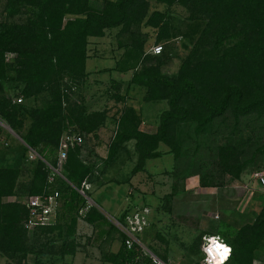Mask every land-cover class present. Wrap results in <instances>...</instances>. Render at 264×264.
I'll return each mask as SVG.
<instances>
[{
	"label": "rangeland",
	"instance_id": "obj_1",
	"mask_svg": "<svg viewBox=\"0 0 264 264\" xmlns=\"http://www.w3.org/2000/svg\"><path fill=\"white\" fill-rule=\"evenodd\" d=\"M106 1L81 0V3L101 10L105 8ZM81 3L70 6L71 10L77 13ZM30 6L26 2L14 7L7 0H0V30L17 33L22 25H41L36 16L39 6H33L34 12H31ZM73 16L75 14H67L63 22ZM206 20L188 0H142L136 5L130 21L125 23L129 25L120 23L106 28L104 37H90L88 41V55L105 56L89 57L86 62L88 69L113 65V59L110 61L108 56L114 55H119L117 63L132 69L125 72L120 82L104 73L89 77L87 72L82 75L63 72L61 80L57 81L61 107L48 116L52 121H60L63 126L58 142L65 132L81 131V161L94 168L87 170L85 176L90 181L86 194L89 202L100 208L119 231L114 222L120 217L118 207L127 209L126 212L147 209L144 210L146 221L137 231L134 241L141 264H147L152 254L167 264H201L204 234L216 233L229 241L241 227L256 223L262 217L264 186L259 185L251 173L255 169L264 171V111L238 117L227 111L201 129L196 120L182 122L175 132V154L169 146L160 142L158 150L161 154L146 159L142 170H132L137 160L136 152H132L136 141L133 137L120 144L114 161L108 163L105 160L121 128L122 122L118 118L124 114L133 118L138 116L134 104L147 101L143 98L145 86L136 84L133 86L139 89L130 88L134 72L138 74L152 67L163 75L175 77L185 59L196 61L204 57H218V53L235 44L237 38L232 37L226 39L220 49L215 47L214 31L208 29ZM158 43L162 49L154 53L153 47ZM28 44L33 48L35 40ZM18 45L14 43L11 45L14 49L7 48L4 52L6 71L5 77L0 79V100L9 98L11 103L27 108L42 107L48 98L46 88L23 97L21 102L14 101L26 80L29 82L25 64L19 61L24 57L17 51ZM211 48L213 51L206 53ZM20 114L23 116L21 123H14L18 132L11 127V121L1 119L0 165L18 169L14 191L4 196V200L22 201L31 193L36 175L39 176L36 179L39 185L52 162L38 152L43 143L35 149L22 139L21 135L30 127L31 117L27 111L20 110ZM96 114L103 119L95 128L89 118L96 117ZM84 122L91 127H81ZM21 142L27 145L26 150H22ZM75 146L79 145L75 144L73 148ZM131 176L132 183H129L126 192L125 185ZM108 182L115 194L105 191L103 199L93 195L97 188ZM83 218L78 215L74 233L78 245L76 256L67 257L71 259L70 264H101L100 252L109 248L116 250L121 244V236L124 239V233L121 231L123 235H120L117 229H113L110 235L98 237L97 228H92ZM105 229L111 230L109 227ZM67 231L64 227L61 235L55 233L49 238L38 229L26 228L30 252L22 258L20 251L0 249V264H62L52 261V258L60 251ZM43 243L47 245L42 250ZM252 260L257 264L264 263V239L259 241Z\"/></svg>",
	"mask_w": 264,
	"mask_h": 264
},
{
	"label": "trees",
	"instance_id": "obj_2",
	"mask_svg": "<svg viewBox=\"0 0 264 264\" xmlns=\"http://www.w3.org/2000/svg\"><path fill=\"white\" fill-rule=\"evenodd\" d=\"M140 1L142 0H108L105 8L99 10L86 6L81 0H7V3L14 7H17L18 3L27 2L32 7L31 12H34L33 6H39L36 16L41 25H22L21 31L17 33L0 30V79L5 77L6 71L4 52L7 48L14 49L12 44H20L16 48L24 58L19 61L25 64L24 70L29 82L26 80L19 94L23 98L46 88L48 98L39 108H27L19 103H11L9 98H2L0 118L11 121V127L18 132L14 123H21L23 116L19 115V111H27L31 117L30 127L25 134L20 135L32 148L36 149L43 143L38 152L46 160H51V163L56 159L57 139L63 130L60 121H52L48 116L56 113L61 107V92L57 81L61 80L63 72L72 75L86 73L85 60L89 37L104 35L106 28L120 23L129 25L125 23L130 21ZM188 1L207 19L208 29L214 31L215 47L220 49L225 40L232 37L237 38L235 44L218 53V57H204L196 61L185 59L175 77L163 75L152 67H147L138 74L134 72L131 82L146 87L143 98L165 100L167 107L160 113L158 125L153 132L139 128L140 119L137 115L134 118L127 114L120 116L118 121L124 125L120 123V131L117 139L110 145L109 153L105 157L106 162L114 161L120 144L133 137L136 140L134 150L137 160L132 170H142L146 159L161 154L158 150L160 142L169 146V150L175 154V132L182 122L196 120L198 128L201 129L227 111L234 117L264 111V0ZM77 3L81 4L75 13L70 6ZM67 14L75 16L68 17L63 22ZM29 34L31 37H28ZM31 40H35L33 48L28 44ZM212 51L211 48L210 52L206 53ZM21 106L22 109H19ZM102 119H99L97 114L96 117L89 118L95 128L101 124ZM91 125L88 126L87 122H84L80 126L87 128ZM45 139L47 141H44ZM27 145L21 142L22 150H26ZM81 160L80 145L70 147L62 167L63 177H56L51 184V187L59 191L60 203L55 221L35 228L49 235V238L55 233L61 235L64 227L68 230L60 251L52 261L73 255L76 251L74 233L77 217L80 215V208L87 203V198L78 189L82 188V181L90 182L85 178L86 171L94 169ZM48 172L47 169L39 185L36 183L39 176L36 175L31 193L42 192L49 186ZM17 175L18 169L14 166L0 165V249L20 251L21 257L24 258L31 249L26 241L24 226L27 210L21 201L3 199L13 193ZM85 193H88V189ZM261 213L262 217L256 223L241 227L229 241L223 237L232 248L227 264H253L254 250L259 241L264 239V205ZM124 214L118 219L122 220ZM82 217L97 228L98 237H103L105 233L110 235L113 229L118 230L93 204L86 209ZM103 225H107L111 230L105 229ZM119 233L123 235L121 231ZM123 240L121 236L117 251H103L102 259L110 264H141L135 246L127 248ZM45 245L47 244L41 245L42 250ZM148 259L150 261V258Z\"/></svg>",
	"mask_w": 264,
	"mask_h": 264
},
{
	"label": "built area",
	"instance_id": "obj_3",
	"mask_svg": "<svg viewBox=\"0 0 264 264\" xmlns=\"http://www.w3.org/2000/svg\"><path fill=\"white\" fill-rule=\"evenodd\" d=\"M162 49L160 43L156 44L153 47L154 53H159ZM14 101L21 102L22 96L19 95L14 98ZM0 125H3V122L0 118ZM82 135L80 132L70 133L65 132L61 136L57 147H56V159L53 163L49 164V172L47 175V182L49 186L42 192L31 193L26 195L22 199V204L27 210V215L24 219V226L27 229H33L42 225H49L54 223L55 217L57 214V208L59 206V191L55 187H51V184L54 182L56 177H63L62 167L65 162L67 151L70 147L76 145H81ZM31 153V152H30ZM31 155H33L31 153ZM82 155V148H81ZM252 178L261 185L264 186V171L260 169H255L251 173ZM90 182L84 180L82 181V188L78 189L82 195L87 198V203L79 210V214L83 216L86 209L91 205L88 200V197L85 193V190L89 188ZM147 211L146 208H144ZM144 210H128L124 212L122 220L115 219L116 225L124 233V243L127 248H132L134 241L136 240V233L138 230H141L143 224L145 223V214ZM219 236L224 242L229 244L223 237L216 233L204 234L202 236L201 251L203 253L201 264H206L205 253L202 250L205 243L204 237L206 236ZM230 245V244H229ZM231 246V245H230ZM150 261L147 264H167L162 258L152 254ZM253 264H257L253 262ZM264 264V263H262Z\"/></svg>",
	"mask_w": 264,
	"mask_h": 264
},
{
	"label": "crops",
	"instance_id": "obj_4",
	"mask_svg": "<svg viewBox=\"0 0 264 264\" xmlns=\"http://www.w3.org/2000/svg\"><path fill=\"white\" fill-rule=\"evenodd\" d=\"M106 33L107 32L105 31L104 35H101V36H90V37L102 38V37H104L106 35ZM87 48H88V44H87ZM89 57H91V58H103L105 56H103V57L102 56H94L93 57V56L88 55V51H87V57H86V60H85V70L87 72V76H89V77L92 74L99 75V74L104 73V74L108 75V77L111 78L112 80H114L116 82H120L121 81L120 78H124V75H126L125 72L126 71H129V70L130 71L132 70L131 68L126 69L127 66H122L121 64L117 63V61L119 60V55L118 56H116V55H114V56H108L109 57L108 59L110 61L113 59V62H114L113 65L107 64V65H103V66H94V67H91L90 69H88L86 62H87V59ZM98 83H99V81H98ZM136 84H138V83L130 82V88L135 87L133 85H136ZM135 88H138V87H135ZM134 105H135V107L138 110V117H140V119H141V122L139 124V128L142 129V130H144V131H147V132H152L151 130H154L155 131V129H156L157 125H158L159 115L162 112V110H164L167 107L166 101L165 100H160L159 103H156L154 101L147 100V101H141V102H139V104H134ZM134 151L135 150L132 148V152H134ZM147 160H149V159H147ZM134 174L135 173H133L132 176H134ZM132 176L127 179L128 182H126V185H125L126 186V192H127V188H128L129 183H132V179H131ZM122 184H123L122 182L119 183L120 186ZM100 187L101 188H99V189L97 188V190L94 191V193H93V195L96 194L97 197H99L100 199H103V197H104L103 192H105V191L111 192V193H114V194L116 193L115 190L112 188L111 183H109V182L106 183V184H102V186H100ZM126 192L124 193V195L126 194ZM123 198H124V196H123ZM120 209L121 208L118 207L117 213H119V216L122 213L126 212L125 210H127V209H125V210L124 209L123 210L121 209L122 210L121 211ZM83 221L85 223L91 224L92 228L94 227L93 224H92V222H90V221H88V220H86L84 218H83ZM77 222H76L75 232H76V228H77ZM104 226H105V228L108 227L107 225H104ZM105 235H107V234L105 233L103 235V238L105 237ZM77 248H78V245L76 246V251H75V253L73 255H66L65 257L60 258L59 260H56V261H59V263H62V264H66V263H69L70 264V262H71L70 257L72 258V257H75L76 256L75 254L77 252ZM118 248H119V246H118ZM118 248L116 250H114L112 248H109V249H106V251L115 252V251L118 250ZM103 251H105V250H103ZM102 252H100L101 253L100 259H101V262H102L101 264H110L109 261H105V260L102 259ZM67 256H70V257H67ZM56 261H54V262H56Z\"/></svg>",
	"mask_w": 264,
	"mask_h": 264
},
{
	"label": "clouds",
	"instance_id": "obj_5",
	"mask_svg": "<svg viewBox=\"0 0 264 264\" xmlns=\"http://www.w3.org/2000/svg\"><path fill=\"white\" fill-rule=\"evenodd\" d=\"M204 240L202 250L205 253L206 264H227L232 253L231 246L215 235L206 236Z\"/></svg>",
	"mask_w": 264,
	"mask_h": 264
},
{
	"label": "water",
	"instance_id": "obj_6",
	"mask_svg": "<svg viewBox=\"0 0 264 264\" xmlns=\"http://www.w3.org/2000/svg\"><path fill=\"white\" fill-rule=\"evenodd\" d=\"M8 128L12 131V133H14V135L17 136V134L10 127H8Z\"/></svg>",
	"mask_w": 264,
	"mask_h": 264
}]
</instances>
